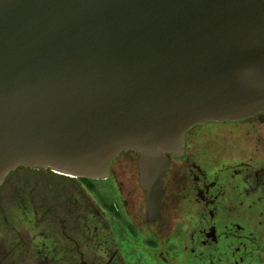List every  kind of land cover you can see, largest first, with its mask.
<instances>
[{
  "label": "water",
  "instance_id": "95a60500",
  "mask_svg": "<svg viewBox=\"0 0 264 264\" xmlns=\"http://www.w3.org/2000/svg\"><path fill=\"white\" fill-rule=\"evenodd\" d=\"M264 112V0H0V186L139 153L150 213L205 123Z\"/></svg>",
  "mask_w": 264,
  "mask_h": 264
},
{
  "label": "flooded vegetation",
  "instance_id": "af4514ba",
  "mask_svg": "<svg viewBox=\"0 0 264 264\" xmlns=\"http://www.w3.org/2000/svg\"><path fill=\"white\" fill-rule=\"evenodd\" d=\"M150 213L139 153L105 178L19 166L0 186V264H264V112L205 123Z\"/></svg>",
  "mask_w": 264,
  "mask_h": 264
}]
</instances>
